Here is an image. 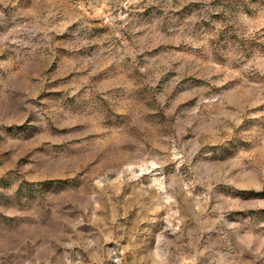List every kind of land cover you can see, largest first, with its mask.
I'll return each instance as SVG.
<instances>
[{
	"label": "rangeland",
	"instance_id": "rangeland-1",
	"mask_svg": "<svg viewBox=\"0 0 264 264\" xmlns=\"http://www.w3.org/2000/svg\"><path fill=\"white\" fill-rule=\"evenodd\" d=\"M0 264H264V0H0Z\"/></svg>",
	"mask_w": 264,
	"mask_h": 264
}]
</instances>
